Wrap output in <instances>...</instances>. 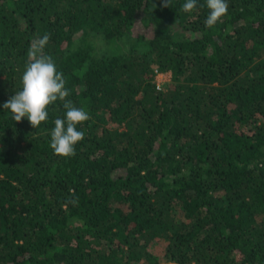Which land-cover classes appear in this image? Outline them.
<instances>
[{
    "label": "trees",
    "instance_id": "16d2710c",
    "mask_svg": "<svg viewBox=\"0 0 264 264\" xmlns=\"http://www.w3.org/2000/svg\"><path fill=\"white\" fill-rule=\"evenodd\" d=\"M184 2L0 0V264H264V0L212 28ZM45 33L91 116L67 158L63 102L37 128L2 107Z\"/></svg>",
    "mask_w": 264,
    "mask_h": 264
},
{
    "label": "clouds",
    "instance_id": "9594fccd",
    "mask_svg": "<svg viewBox=\"0 0 264 264\" xmlns=\"http://www.w3.org/2000/svg\"><path fill=\"white\" fill-rule=\"evenodd\" d=\"M171 0H162L163 7H169ZM209 14L205 26L214 27L228 15V0H206ZM181 10L191 13L197 10V0H185ZM51 35L45 33L37 37L27 53L28 63L22 75V90L15 92L3 105L10 111L12 119L21 122L27 119L33 128L48 120V107L57 101L63 102L66 110L64 118H57L50 133V147L61 157L75 155V146L85 138V131L78 130L91 119L84 107H77L71 100L66 99L70 92L62 71L58 70L54 58L45 53ZM78 202V197L71 200Z\"/></svg>",
    "mask_w": 264,
    "mask_h": 264
},
{
    "label": "built area",
    "instance_id": "2783aa9c",
    "mask_svg": "<svg viewBox=\"0 0 264 264\" xmlns=\"http://www.w3.org/2000/svg\"><path fill=\"white\" fill-rule=\"evenodd\" d=\"M155 83L156 89L158 91H162L163 88L170 82L171 74L169 73H162L160 71H156Z\"/></svg>",
    "mask_w": 264,
    "mask_h": 264
},
{
    "label": "rangeland",
    "instance_id": "374dc122",
    "mask_svg": "<svg viewBox=\"0 0 264 264\" xmlns=\"http://www.w3.org/2000/svg\"><path fill=\"white\" fill-rule=\"evenodd\" d=\"M166 247V243L164 241H156V243L152 244L149 247V251L154 255L159 257ZM147 264H154V261H150Z\"/></svg>",
    "mask_w": 264,
    "mask_h": 264
}]
</instances>
